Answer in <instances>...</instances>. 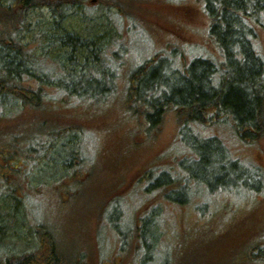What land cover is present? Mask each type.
I'll use <instances>...</instances> for the list:
<instances>
[{"label": "rangeland", "instance_id": "1", "mask_svg": "<svg viewBox=\"0 0 264 264\" xmlns=\"http://www.w3.org/2000/svg\"><path fill=\"white\" fill-rule=\"evenodd\" d=\"M94 5L87 6L94 10L96 18L93 21L77 13L63 21L55 34L94 38L114 32L115 27L108 20L111 12ZM126 8L130 13L132 10L137 12L125 20L122 18L121 24L116 25L120 35L112 42V49L119 52L125 48L111 63V68L117 73V80L112 83L117 91L106 102H93L78 97L61 100L65 96L64 90L55 89L51 92L53 97L46 103L50 114L52 109L58 108L70 126L81 128L83 141L80 140L79 149H84L87 161L81 151L84 166L79 180L85 185L74 186L70 190L72 195L65 197L45 191L41 199H33L34 196L29 199L26 194L24 210L32 215L31 220L51 229L58 227L73 245L79 246L80 239L92 245L93 258L86 256L84 251V263L81 261V264H112V260L119 264H165L168 254L175 258L166 264H264V134L255 139L256 142L245 143L228 124L213 121L189 123L187 127L191 133L181 134L174 111L164 115L159 129L146 134L143 124L132 122L129 120L132 116H125L124 111L118 108L120 104L125 106V78L131 77L149 60L158 59L154 67L159 66V61H164L173 69L177 66L187 68L199 57L212 59L217 64L225 62L218 48L209 44L210 19L206 0H128ZM30 19L35 28L21 33L19 38L23 44L29 43L35 49L39 47L38 32L44 33L49 29L54 18L47 9H37L31 13ZM2 27L3 24L0 25ZM253 41L257 53L264 59L263 28L256 26ZM75 48V54L70 46L57 48L51 53L50 61L59 52L72 53L77 57L80 48ZM36 53L40 55L42 52L37 49ZM65 65L68 69L73 68L67 62ZM24 84L28 85L27 82ZM129 92L136 99L132 107L142 112L139 117L144 122L147 103L138 100L132 90ZM148 126L149 123L146 128ZM7 132L3 129V136ZM192 136L199 140L215 136L221 140L251 175H261L257 178L258 189L218 187L212 192L203 182L188 176L182 166L196 159V153L186 144ZM63 141L65 139L50 154L56 162L48 159L40 170L34 172L35 178L42 177L48 183L54 178L53 174L59 177L63 162L58 151H62ZM62 154L67 155L63 151ZM163 172L170 174L171 182L158 186V178ZM249 182L252 184L251 179ZM165 193L176 197L177 201L167 199ZM9 208L6 201L0 199V212H7L5 215H9V222L16 226L15 219H12L14 211ZM158 221L161 237L153 259H147L145 246L139 249L135 258V242L130 244V250L121 245L128 228L134 235L135 227L140 226L142 231L152 230ZM21 227L17 232L22 240L16 249H23L22 243L26 240L31 242L32 228L26 221ZM125 241L128 245V239ZM5 245L12 247L7 240ZM256 246H259V252L251 249ZM246 253L251 256L256 253V256L250 260L243 259ZM97 258L101 263L96 262Z\"/></svg>", "mask_w": 264, "mask_h": 264}, {"label": "trees", "instance_id": "2", "mask_svg": "<svg viewBox=\"0 0 264 264\" xmlns=\"http://www.w3.org/2000/svg\"><path fill=\"white\" fill-rule=\"evenodd\" d=\"M126 4L128 0H97L93 7L111 12L108 20L114 25V32L94 38H75L54 31L77 13L93 21L96 18L94 10L87 7L91 0H0V25H4L0 28V199L6 201L8 208L12 207V219L16 222L13 226L9 215H5L7 212H0V264H81L84 251L86 256L93 258L89 243L80 239L79 246L73 245L58 227L51 229L31 220L32 215L24 210V198L27 194L29 199L31 196L41 199L45 191L59 197L70 196L74 186L85 185L79 180L84 166L81 151L87 161L84 149H79L80 140L83 141L81 128L70 126L58 108L52 109L50 114L46 103L55 89L64 90L65 96L61 100L78 97L93 102H106L117 91L112 85L117 80V73L111 63L125 48L120 53L112 49V42L120 35L116 25L121 24L122 18L125 20L137 12L132 10L130 13ZM206 8L210 19L209 44L218 48L225 62L217 64L212 59L199 57L187 68L177 66L173 69L164 61L154 67L158 59L149 60L131 77L125 78V106L120 104L118 108L125 116H132V119L128 117L132 122L143 124L146 134L159 129L164 115L174 111L181 134L190 132L189 123L225 122L243 142H256L255 139L264 134V59L254 47L253 32L256 26L264 29V0H206ZM37 9H47L54 21L44 33L38 32L40 35L36 39L40 48L34 49L29 43L23 44L19 36L35 28L30 15ZM119 17L121 19L114 24ZM63 46H70L72 53L78 46L80 59L75 53L59 52L50 61L51 53ZM92 48L96 51L92 52ZM37 49L42 52L40 55H37ZM66 62L73 68L68 69ZM130 90L137 94L138 100L147 103L144 122L139 117L142 112L132 107L136 99ZM3 129L8 130L4 136ZM64 139L61 148L67 155L58 151L63 162L59 177L53 174L54 178L48 183L42 177L35 178L34 172L52 158L51 152ZM186 144L196 153V159L182 168L188 176L203 182L207 189L212 192L218 187L258 189L257 178L261 175H251L244 163L235 159L217 137L199 140L192 136ZM67 182L68 186L65 185ZM168 182H171V176L163 172L158 178V186ZM165 195L167 199L177 201L176 197ZM24 221L32 228V236L26 235L31 242L26 240L22 243L23 249H16L22 240L17 231L21 230ZM158 226L159 221L152 230L142 231L140 226L135 227L134 235L128 228L121 245L130 250V244L135 242V258L139 249L145 246L147 259H153L161 237ZM125 239H128V245ZM6 240L12 247H6ZM74 246L78 248L75 250ZM251 249L259 252V246ZM255 256L246 253L243 259L250 260ZM98 258L96 262L101 263ZM171 258L175 257L168 254L165 260ZM112 264L119 262L112 260Z\"/></svg>", "mask_w": 264, "mask_h": 264}]
</instances>
